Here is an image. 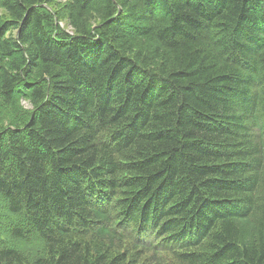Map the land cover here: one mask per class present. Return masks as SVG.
I'll list each match as a JSON object with an SVG mask.
<instances>
[{"label":"trees","instance_id":"1","mask_svg":"<svg viewBox=\"0 0 264 264\" xmlns=\"http://www.w3.org/2000/svg\"><path fill=\"white\" fill-rule=\"evenodd\" d=\"M163 252L264 264V0H0V264Z\"/></svg>","mask_w":264,"mask_h":264},{"label":"rangeland","instance_id":"2","mask_svg":"<svg viewBox=\"0 0 264 264\" xmlns=\"http://www.w3.org/2000/svg\"><path fill=\"white\" fill-rule=\"evenodd\" d=\"M23 103L26 105L27 103L23 101ZM92 241L89 239L84 240V245L89 248V246H92ZM83 250H85L83 248ZM82 250V251H83ZM123 255L125 257H131L136 258L137 252H135V249L133 247V244L131 242L125 241L120 246L116 247V249H112L110 251V255ZM176 257H174L173 254L169 252H163L156 255H152L150 253L142 256L141 261H143V264H181L177 260H175ZM146 260V261H145Z\"/></svg>","mask_w":264,"mask_h":264},{"label":"bare ground","instance_id":"3","mask_svg":"<svg viewBox=\"0 0 264 264\" xmlns=\"http://www.w3.org/2000/svg\"><path fill=\"white\" fill-rule=\"evenodd\" d=\"M70 27V26H69Z\"/></svg>","mask_w":264,"mask_h":264}]
</instances>
